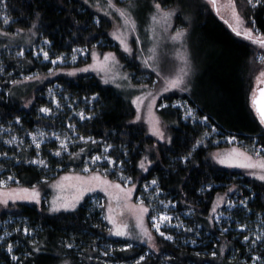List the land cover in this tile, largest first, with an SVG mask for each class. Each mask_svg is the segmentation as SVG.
I'll use <instances>...</instances> for the list:
<instances>
[{"label":"trees","instance_id":"1","mask_svg":"<svg viewBox=\"0 0 264 264\" xmlns=\"http://www.w3.org/2000/svg\"><path fill=\"white\" fill-rule=\"evenodd\" d=\"M0 1L10 18V23L3 28L9 34H1L0 26V56L8 64V69H16L17 73L23 68L24 73L44 74L52 67L49 62L34 59L30 50L23 57L11 58L2 53L6 45H20L25 37L34 38L35 44L47 40L48 52L53 58L69 55L74 48H97L120 54L110 37L107 17L83 0ZM156 1L163 7L178 9L175 22L190 29L195 54L199 60H205V64H200L190 92H173L164 96L167 103L164 108L158 102L156 113L167 127L168 138L152 147L155 140L142 123L134 120L132 103L114 88L103 85L96 76L60 73L54 81L63 87V91L78 98L95 97L89 106L91 109L87 110L89 118L77 122L76 131L96 141L92 152L98 153L102 144L111 145L107 155L119 164L118 171L124 177H132L136 182V194H140L142 183L155 179L161 198L174 203L173 210L193 209L192 216L183 219L188 225H198L201 235L202 231L218 234L207 215L215 194L224 192L226 186H235L248 199L244 207L230 212L235 220L245 222L257 215L264 220V183L241 172L219 167L209 157L212 150L221 145L214 143L221 136L236 137L246 149L260 147L264 154V125L260 124L251 98L254 74L259 68V50L246 37L236 35L205 0ZM233 1L245 24L252 27L251 20L254 19L255 28L259 29L260 36H264V0L255 7L248 0ZM12 34L20 36L13 37ZM35 85L31 83L28 90ZM4 90L0 91V123L9 125L20 135L33 127L51 123L49 118L38 113L36 99L34 104L25 107L20 94L11 93L8 87L6 93ZM177 98L186 100L195 109L196 118L206 116L208 120H184L180 109L172 106ZM17 117H20L19 122ZM213 128L217 131L215 135H212ZM0 153L14 154L1 141ZM35 155L32 150L22 149L16 159L1 158L2 175L15 178L11 185L32 187L55 177L58 170L62 172L69 167L78 169L81 166L80 160L70 162L68 156L56 160L42 151L43 158L60 169L40 167L30 162ZM146 155L151 165L143 171L139 162ZM107 176L123 183L115 172L107 173ZM10 209V212L0 213V223L6 219H24L33 235L24 236L19 232L13 236L18 243L12 253L0 243V264H85L87 259L97 256L99 243L113 246L106 257L110 264H250L243 260L240 242L230 232L219 235L215 250L221 253L215 256L202 252L201 246L190 247L178 239L161 237H156L158 250L151 254L145 255L143 244L122 250L127 242L110 236L102 211L94 208L88 197L76 210L68 212L50 213L42 203H18ZM77 245L81 248L80 254L73 248ZM13 255L18 259L12 260ZM141 256L145 259L138 261ZM90 263L94 262L91 260Z\"/></svg>","mask_w":264,"mask_h":264},{"label":"rangeland","instance_id":"2","mask_svg":"<svg viewBox=\"0 0 264 264\" xmlns=\"http://www.w3.org/2000/svg\"><path fill=\"white\" fill-rule=\"evenodd\" d=\"M83 1L89 4L95 11L107 17L106 19L109 21L110 25V37L120 51V54H122L121 56L125 57V60L122 59L119 53L112 50L74 48L79 51H72L69 55L62 54L60 56H63V59L57 61L56 64H53L51 61L55 60L56 57L53 58L50 56V53L48 52L49 43H46L47 40L44 39L35 44L33 41L34 38L31 40L28 37H25L20 45L8 44L4 47L2 53L11 58L14 56L23 57L25 52L30 50V54L34 59L41 62H49L51 64V69L44 74L38 72L24 73L22 71L23 68L17 73L16 69H8V64L4 63L3 58L0 56V83L8 84L7 86L0 85V91L5 89L4 92L6 93V88L8 87L11 93L14 92L20 94L22 105L25 107L34 104V99H36L39 104L38 113L49 118L51 123L45 126L33 127L30 131L23 132L22 135L14 132L13 128L9 127V125L6 126L0 123V141L8 146L10 152L14 153L13 155H7L6 153V155H0V159H16V154L20 150L25 149L36 152L35 157H33L30 162L40 159L45 161V165L37 164L40 167L60 169V167L54 165V163H48V160L43 158L42 151L50 154V156L56 158V160H60L63 156H68L70 162H72V160L74 162L80 160L79 164L81 166L78 169L69 167V169L62 172H59L58 170V173L54 175L55 177L48 180L45 179L42 183L37 184L41 193L39 203L28 200L10 201L7 205L0 204V213L10 212V208H13L14 205L18 203L36 205L42 203L48 208L50 213L74 211L80 206L83 200L88 197L93 207L102 211V218L106 221L108 229L115 228L113 223H110L109 220L105 219L106 216L111 215L116 221V225L126 224L128 226V231L131 233L130 236H110L114 239L125 241L131 245L143 244L145 246V255L158 250L156 237L166 239V236L168 235L172 236L171 240L178 239L182 244L189 245L190 247L201 246L203 248L202 252L209 253L210 256H213V252L217 255L218 253H221L220 250L218 252L215 250L219 235H221V233L230 232L234 238H238L240 242L241 249L239 248V250L242 252L241 255L244 256L243 260H248L250 264H264V241H257L255 244L252 243L257 236H264V220L260 215L254 216L253 218H247L245 222L235 220L232 217L230 212L232 210L238 211V208L244 207L246 200H248L240 194V190L235 186H226L223 190L224 192L216 193L213 198L214 201L209 209L207 217L211 219L218 234L212 235L210 231H202L201 235L199 231L200 227L198 225L197 227L195 225H188L183 219L185 217H191L193 209L187 211L173 210L175 208L174 203L161 198V192L158 190L157 184L152 185L151 183L153 180L142 183L139 188L140 194H136V182L131 181V183H125L124 181L127 177H124V175L118 171L120 169L119 164H116L112 158L113 163L110 164L108 162L107 158L109 156L107 153L109 147L103 146L102 144L100 151L95 153L92 152V146L96 143L88 141V137H85V140L80 139L82 135L76 131V123L82 122L85 118H89L90 115H88L87 110L91 109L89 106L95 97L89 96L87 98H78L63 91V87L54 81V78L60 73H67L71 76L82 73L96 76L103 85L114 88L123 98L129 100L131 103L136 97L143 96L146 93H152L153 95L159 93V95H156L155 103L151 104L150 108L149 103H151V98L147 96H145V102L139 105V111L137 110V105L132 103L135 110L134 120L145 126L147 133L155 140V143L152 146L155 147L158 143L165 141L168 138L167 127L161 122L156 113L158 102H161L160 105H167L164 101V96L173 92H179L180 94L190 92L193 88V82L202 66H200V64H205V60H199L197 58L194 47L191 45L190 29L175 22L178 15L177 8H166L161 6L164 12H172L171 17L165 19L162 13L158 12L155 8V4L158 3L156 0H113V3L116 5L115 8L108 6V0ZM205 1L224 23L229 26H236L233 6L235 13L238 15L240 14L236 9L233 0H215V8L210 0ZM261 1L262 0H260V2ZM253 4H256V0H252L251 5ZM117 9L124 10L126 12V18L135 21L134 31L131 30V26H124V20L120 17ZM153 16H156L155 20L152 19ZM5 18L8 20L7 23H5ZM9 23L10 18L5 12L3 2L0 1L1 34H9L3 29ZM245 26L251 27L246 24ZM118 29L119 31H117ZM178 29H184V35L180 40H173L172 37ZM12 35L13 37L20 36L18 34ZM117 36H121V38L126 41L127 46L131 50L130 52L124 51L120 40L116 38ZM260 37L261 36L258 32H253L254 39ZM27 46L29 47L27 48ZM255 46L259 50L257 55L259 70L257 69L254 74L251 98L256 95V90L260 88L264 82V76H260V73L264 72V46L258 44H255ZM41 50L49 53V59L44 58L43 51ZM93 52L96 53L95 61L93 59ZM105 53H114L115 58L105 62ZM73 56L76 58L73 59ZM181 57H184L185 59H182ZM186 63L190 66V70L184 77L183 84L178 88H169L168 91H162V89L168 87V81L174 78L180 70L185 67ZM89 65H93V67H90L86 72L76 71L74 75L70 74L74 69H83ZM136 69L141 70L142 72H137ZM50 70H52L54 74H50ZM157 73H159V75H157ZM125 74H127V79L124 78ZM34 75H38L40 79H24L27 76ZM105 80L108 82L105 83ZM12 81H18V83L13 84ZM31 83L36 85L32 90H28V86ZM144 85L147 87H141ZM172 106L180 109L184 120L206 122L203 121L202 118H196L195 109L192 108L186 100L181 98L174 99ZM41 107H47L51 109V111L48 113L40 112ZM189 107L194 109V113L192 116L185 118V110ZM81 113H83L85 117L84 119H81ZM137 115H139V119H136ZM157 119L159 120L160 127L164 133V139L154 135L151 130L153 122ZM35 133L44 134L42 137H37L39 148L36 147V143L33 141L32 134ZM215 134H217V131H213L212 129V135ZM13 137H16L14 143H6V141ZM231 138H233V136H221L214 141V143H221V145L216 147L210 153L209 157L212 162L219 167L241 172L250 178L264 183V181L258 179V175H252L253 172H257L258 174L261 173L260 169H249L240 167L239 165L230 166L220 164L215 158L216 155L221 157L232 155L234 158L243 161V157L239 156L238 153L233 152L234 149L239 150V152L247 153L252 157V162L258 163L264 158V154L260 147L252 146V148L246 149L243 147L242 142L236 137H234V139ZM62 140L65 141L67 145L66 149L61 148ZM81 149H84V151L81 152ZM105 149H107V151H105ZM58 150L60 151V154L56 155L55 153ZM90 152L91 155L89 156L88 154H90ZM95 156H102L103 158L93 161L92 157ZM146 157L147 160L150 161L149 156L146 155ZM150 165L151 163H147L146 161L147 169ZM85 169L87 170L85 171ZM143 171L145 170L143 169ZM2 172L3 169H1L0 165V180L5 181L3 185H0V189L7 191L21 187L19 185H11L12 180H8L9 176L4 177ZM111 172H115L119 178H122L123 183L110 179L107 176V173ZM97 175L101 177V181H107L109 183L104 184L101 181L93 180L92 178ZM96 184H100V186L96 187ZM117 184L121 185L119 189L114 187V185ZM132 185H135V187L133 188ZM82 187H91L92 190L84 193L83 198L79 200L75 209H61L56 212L49 210L54 199L59 201H71ZM129 188H131L132 191L131 195L127 196L126 190ZM229 189L232 190L229 191ZM240 201H245V203L241 204ZM230 203L232 205L231 207H229ZM214 204L216 205L215 212L212 211ZM109 206H111V212L108 211ZM142 206L147 207L149 211L141 212ZM149 212H152V215H149ZM160 213H166L171 217L170 222L160 224V232H164L165 236H161L160 232L156 231L153 227V224L158 222L154 221L153 217H157ZM241 225L244 227L242 228ZM25 227L30 228L26 220L20 218L12 220L6 219L3 223H0V236L4 237L3 240H0V243L4 245L7 252L8 243H13L14 248L18 243L13 239V236L17 233L21 232L24 236L33 235L31 228V232L26 235L23 231ZM141 228L147 229L148 232L151 233L154 246L148 241L147 237H144L143 239L140 238ZM6 233L7 235H5ZM188 234H192V236H187ZM245 236H248L249 240L245 241ZM209 243L211 245L210 247H207ZM99 245L97 256L90 257L91 259H87L88 262L85 264H92L90 263L91 260L94 262L93 264H98V262L110 264L107 262L108 259L106 258L108 254L105 255V253H108L109 249L112 250L113 246H107L104 243H99ZM73 248H75L79 254L81 253V248H79L78 245ZM232 251L234 252V249ZM253 257H256L257 259L253 260ZM139 260L140 259L138 258V261ZM114 264L122 263L116 262Z\"/></svg>","mask_w":264,"mask_h":264},{"label":"snow or ice","instance_id":"3","mask_svg":"<svg viewBox=\"0 0 264 264\" xmlns=\"http://www.w3.org/2000/svg\"><path fill=\"white\" fill-rule=\"evenodd\" d=\"M210 2L212 3L213 7L215 8L216 7L215 0H210ZM259 2H260V0H256V4H253V7H255ZM249 3L251 4L252 0H249ZM108 6L111 7V8H115L116 7V5L113 3V0H108ZM155 8L158 10V12L162 13V15H163V17L165 19L170 18L171 15H172L171 11L164 12L163 9L161 8L160 3H156L155 4ZM117 11L119 12L120 17L124 20V26L125 27L131 26V30L134 31L135 30V21L131 20L129 18H126V12L124 10L117 9ZM233 14H234L235 19H236V26L230 25V27H232V31L234 33H236V35H238V36L246 37L248 40L252 41L255 44L264 46V36H261L258 39H254L253 38V32L254 31L258 32L259 31V29L255 28V20L254 19L251 20L252 27H246L244 19L240 15L235 13L234 6H233ZM152 19L155 20L156 16H153ZM7 22H8V20H7V18H5V23H7ZM117 31H119V29ZM184 32H185L184 29H178L177 32L173 35L172 39L173 40H180L181 37L184 35ZM116 38L120 40V43L123 46L125 52H130L131 51L130 48L126 44V41L124 39H122L121 36H117ZM46 43H48V42L46 41ZM41 51H43V50H41ZM73 51L76 52V51H79V50L74 49ZM21 55H22V53H21ZM43 56H44L45 59H49V53L47 51H43ZM75 58L76 57L73 56V59H75ZM114 58H115V54L114 53H105L104 54V61L105 62H108L109 60L114 59ZM181 58L185 59L184 57H181ZM62 59H63V56H58V57H56L55 60H52L51 62L53 64H56L57 61H60ZM93 59H94V61L96 60V53L95 52H93ZM90 67H93V65H89L88 67L83 68V69H74L73 72L70 73V74L74 75L76 71H85L86 72V71H88V69ZM189 70H190V66L187 65V63H186L185 67L182 68L180 70V72L174 78H172L170 81H168V87L162 89V91H168L169 88H178V87H180L181 84H183L184 77L188 74ZM50 74H54L52 72V70H50ZM157 75H159V73H157ZM260 76H264V72H261ZM124 78L125 79L128 78L127 74H125ZM24 79L25 80H34V79L38 80V79H40V77L38 75H34V76H27ZM258 79H259V77H258ZM107 82L108 81L105 80V83H107ZM12 83L16 84V83H18V81H12ZM141 87H147V86L144 85V86H141ZM261 91L264 92V89H262ZM156 95H159V93H156L155 95H153L152 93H146L143 96L136 97L132 101V103L137 105V110L139 111V105L145 102V96H147V97L151 98V103H149V108H150L151 104L155 103ZM257 103H258V101L255 98H253V106L254 107L257 105ZM166 106L167 105H164V104L160 105L161 108H164ZM256 110H257L258 115H259L260 124L264 125V106L257 107ZM50 111H51V109H49L47 107H41L40 108V112H43V113H48ZM193 113H194V109H192L190 107L186 108V110H185V118H187L189 116H192ZM80 116H81V119L85 118L83 113H81ZM139 118H140L139 115H137L136 119H139ZM16 120H17V122H19L20 121V117H17ZM202 120L203 121H207L208 117L205 116V117L202 118ZM70 127H71V125H70ZM151 130H152L154 135L160 137L161 139H164V133H163L161 127H160V122H159L158 119L153 122ZM213 131H216V129L213 128ZM32 135H33V141H34V143H36V147L39 148V142L37 140V137L38 136L42 137L44 134L43 133H35V134H32ZM53 135H55V134H53ZM205 135H207V133ZM80 139L81 140H85L86 138L81 136ZM231 139H234V137L231 138ZM15 140H16V137H13L12 139L6 141V143L12 144V143L15 142ZM87 140L91 141L92 143H96V141L93 140L91 137H88ZM199 143H200V141L198 140L197 144H199ZM66 147H67V145H66L65 141L62 140L61 141V148L62 149H66ZM108 147H111V145H108ZM83 151H84V149H81V152H83ZM105 151H107V149H105ZM233 152H236V153H238L239 156L243 157V161H241L240 159L234 158L232 155H227V156H224V157L216 155L215 158L218 160V162L220 164H225V165H230V166L231 165H239L240 167L249 168V169H257L258 168V169L261 170V173L258 174L257 172H253L252 175H258V179H260L261 181H264V158H262L258 163H256V162H252V157L249 156L247 153L239 152V150H236V149H234ZM55 154L59 155L60 151L58 150ZM0 155H6V154L5 153H0ZM188 155L190 156L191 153H188ZM102 158H103L102 156H95V157H92V160L96 161V160H99V159H102ZM186 158L187 157H185V159ZM107 159H108V162L110 164L113 163L111 157H108ZM146 161H147V163H151V161L147 160V157H144L139 162V167L141 169L147 170ZM31 163L39 164V165H45V161L43 159L33 160V161H31ZM86 170L87 169H85V171ZM14 179L15 178L12 177V176L8 177V180H14ZM64 179H66V178H64ZM92 179L96 180V181H101V177L99 175L94 176ZM131 181H132V177H127V178H125L124 182L125 183H131ZM101 182L104 183V184L109 183L107 181H101ZM4 183H5V181L0 180V185H3ZM17 183H19V182L17 181ZM151 183H152V185H156L157 181L154 179L153 181H151ZM99 186H100V184H96V187H99ZM114 187L119 189L121 187V185L117 184V185H114ZM132 187L134 188L135 185H132ZM91 190H92L91 187H82V188H80V190L78 191L77 195L74 196L71 201H68V200L59 201V200L54 199L49 210L52 211V212H56V211H60L61 209H63V210L75 209L77 203L79 202V200L83 198L84 193L88 192V191H91ZM105 190H107V189H105ZM231 190L232 189H229V191H231ZM131 191H132L131 188L127 189L126 190V195L130 196L131 195ZM40 198H41V193H40V188H39L38 185H33L31 188H28V187H17V188H13V189H10V190H7V191L0 189V204H4V205L9 204L10 201L15 202V201H19V200L35 201L36 203H39L40 202ZM220 199H222V198H220ZM161 203H163V202H161ZM240 203L244 204L245 201H240ZM231 206L232 205L230 203L229 207H231ZM108 211L111 212V206H109ZM148 211H149V209L147 207H143V206L141 207V212H148ZM212 211L213 212L216 211V205L215 204L213 206ZM105 219L109 220L110 223H113L115 225L114 229H109V234L110 235H116V236H130L131 235L130 231H128V226L126 224L125 225H116V221L113 219V217L111 215L106 216ZM153 220L154 221H158V222L153 224V227L156 229V231L160 232V224L164 223V222H170L171 217H169L166 213H160L157 217H153ZM138 226H140V225H138ZM241 227L243 228L244 226L241 225ZM23 231L27 235V234H29L31 232V229L28 228V227H25ZM5 235H7V233ZM160 235L161 236H165V233L164 232H160ZM144 237H147L148 241L150 243H152L153 246H154V242H153V238L151 236V233L148 232L147 229L141 228L140 238L143 239ZM3 239H4V237L0 236V240H3ZM166 239L171 240L172 236L168 235V236H166ZM244 240L245 241L249 240V237L245 236ZM257 241H264V236H257L256 239L252 241V243L255 244V243H257ZM69 247H71V245H69ZM131 247H132L131 244L125 243L124 244V248L122 250H128ZM13 248H14L13 243H8L7 250H8L9 253H11L13 251ZM37 250H39V249H37ZM109 251H111V249H109ZM107 254L108 253L106 252L105 255H107ZM212 255L215 256L216 253L213 252ZM17 259L18 258L15 255L12 256V260L15 261ZM139 259L141 261H143L145 259V257L141 256ZM256 259H257L256 257H253V260H256ZM137 264H139V262H137Z\"/></svg>","mask_w":264,"mask_h":264},{"label":"water","instance_id":"4","mask_svg":"<svg viewBox=\"0 0 264 264\" xmlns=\"http://www.w3.org/2000/svg\"><path fill=\"white\" fill-rule=\"evenodd\" d=\"M262 89H264V82H263V85L260 88H258V95L254 97L258 101L257 105L254 107L257 114H258L256 110L257 107L264 106V92L261 91ZM252 103H253V98H252Z\"/></svg>","mask_w":264,"mask_h":264},{"label":"flooded vegetation","instance_id":"5","mask_svg":"<svg viewBox=\"0 0 264 264\" xmlns=\"http://www.w3.org/2000/svg\"><path fill=\"white\" fill-rule=\"evenodd\" d=\"M257 95H258V89L256 90V95H255L254 97H256ZM254 97H253V98H254Z\"/></svg>","mask_w":264,"mask_h":264}]
</instances>
